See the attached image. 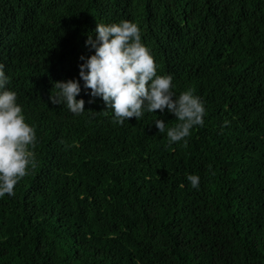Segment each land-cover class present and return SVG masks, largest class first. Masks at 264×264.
Instances as JSON below:
<instances>
[{
  "label": "trees",
  "instance_id": "1",
  "mask_svg": "<svg viewBox=\"0 0 264 264\" xmlns=\"http://www.w3.org/2000/svg\"><path fill=\"white\" fill-rule=\"evenodd\" d=\"M122 19L202 99L186 143L155 127L167 108L118 124L89 103L85 40ZM0 65L36 137L0 196V264H264V0H0ZM71 78L80 114L48 99Z\"/></svg>",
  "mask_w": 264,
  "mask_h": 264
},
{
  "label": "clouds",
  "instance_id": "2",
  "mask_svg": "<svg viewBox=\"0 0 264 264\" xmlns=\"http://www.w3.org/2000/svg\"><path fill=\"white\" fill-rule=\"evenodd\" d=\"M95 39L89 36L85 44L94 51L85 57L79 56L78 76L83 87L90 90L89 103L99 97L106 108H111L115 123L125 119H139L145 112L153 113L165 108L174 114V126L165 127V122L156 118L155 127L166 133L169 143L183 141L190 129L203 124L205 112L203 101L188 88L178 95L173 91L171 75L156 74V64L149 49L141 42L136 23L120 20L118 23H97ZM9 77L0 65V196L12 195L14 185L34 166L30 146L35 144V131L17 103V94L5 87ZM56 91L49 95L54 105L63 103L73 114L84 112V100L77 99L81 84L76 78L53 83ZM226 123V122H225ZM192 188H198L199 176H186Z\"/></svg>",
  "mask_w": 264,
  "mask_h": 264
}]
</instances>
